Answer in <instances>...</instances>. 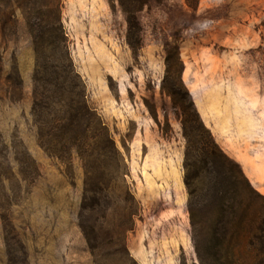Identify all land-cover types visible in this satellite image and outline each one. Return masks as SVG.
<instances>
[{"label":"rangeland","instance_id":"374dc122","mask_svg":"<svg viewBox=\"0 0 264 264\" xmlns=\"http://www.w3.org/2000/svg\"><path fill=\"white\" fill-rule=\"evenodd\" d=\"M195 1L150 0L139 13L143 42L135 54L119 6L61 0L86 100L126 166L110 190L99 176L93 194L86 192V162L77 152L62 157L41 145L31 113L36 54L23 15L16 13L15 34L9 26L2 32L0 24L4 76L18 70L22 78L16 92L4 82L0 88V264L197 262L182 118L162 89L168 45L179 48L183 81L204 123L264 194V0ZM1 16L9 19V9L3 7ZM86 194L103 203L87 222L110 230L133 222L121 211L122 198L138 203L133 229L125 234L129 254L109 237L92 254L81 228ZM108 201L117 208L109 215Z\"/></svg>","mask_w":264,"mask_h":264},{"label":"trees","instance_id":"16d2710c","mask_svg":"<svg viewBox=\"0 0 264 264\" xmlns=\"http://www.w3.org/2000/svg\"><path fill=\"white\" fill-rule=\"evenodd\" d=\"M187 1L196 4L194 0ZM109 2L124 13L127 41L137 54L143 42L139 13L150 0ZM3 7L9 9V19L1 16ZM60 10L61 0H0L1 30L4 32L9 26L15 34L19 26L16 13L23 15L36 54L31 113L41 145L62 157L77 152L86 162V192L93 194L99 192V176L105 178V189L110 190L118 179L124 178L126 166L107 128L88 105L86 86L71 57ZM165 63L162 89L180 110L186 139L184 181L197 258L193 264H264V194L254 187L242 164L220 146L204 123L184 84V62L178 46L168 45ZM3 82L8 88L14 87L15 92L22 88L18 70L4 76L0 52V88ZM87 194L81 228L92 254L98 255L97 250L107 237L113 246L121 242L129 254L125 234L133 229L138 203L132 197L122 198L125 205L121 211L129 214L133 222L125 229L110 230L87 222L91 211L103 205L97 196L89 199ZM127 207L132 210L127 211ZM105 211L108 215L116 212L114 202L108 201ZM180 264L189 262L182 258Z\"/></svg>","mask_w":264,"mask_h":264}]
</instances>
